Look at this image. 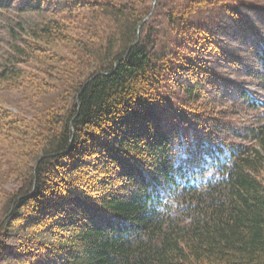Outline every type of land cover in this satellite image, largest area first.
<instances>
[{"label":"trees","instance_id":"16d2710c","mask_svg":"<svg viewBox=\"0 0 264 264\" xmlns=\"http://www.w3.org/2000/svg\"><path fill=\"white\" fill-rule=\"evenodd\" d=\"M257 1L0 0V264H264Z\"/></svg>","mask_w":264,"mask_h":264},{"label":"rangeland","instance_id":"374dc122","mask_svg":"<svg viewBox=\"0 0 264 264\" xmlns=\"http://www.w3.org/2000/svg\"><path fill=\"white\" fill-rule=\"evenodd\" d=\"M126 1V0H125ZM156 1V0H155ZM258 3H264V2H261V1H257ZM264 5V4H263ZM175 94H176V97L178 98H180L181 96L183 97V93H182V91H181V89H177L176 91H175ZM181 97V98H182ZM12 110L14 111V112H17V109H15V108H12Z\"/></svg>","mask_w":264,"mask_h":264},{"label":"bare ground","instance_id":"6f19581e","mask_svg":"<svg viewBox=\"0 0 264 264\" xmlns=\"http://www.w3.org/2000/svg\"><path fill=\"white\" fill-rule=\"evenodd\" d=\"M147 2V1H146ZM173 2V1H172ZM177 3V2H176ZM141 4V3H140ZM168 4V3H167ZM143 7V6H142ZM140 8V7H139ZM156 9V8H155ZM158 10V9H157ZM195 10V9H194ZM191 11V10H190ZM176 13V12H175ZM154 14V13H153ZM195 14H197L196 12H195ZM200 14H201V12H200ZM199 15V14H198ZM201 16V15H200ZM194 17V16H193ZM196 18V17H195ZM145 34V33H144ZM151 62V61H150ZM152 63V62H151ZM149 68V67H148ZM160 68V67H159ZM166 69V68H165ZM103 71V70H102ZM166 72V71H165ZM171 79V78H170ZM165 81V80H164ZM183 86V85H182ZM115 122V121H114ZM116 125V124H115ZM116 128V127H115ZM118 129V128H117ZM100 145V144H99ZM224 146V145H223ZM76 147V146H75ZM101 147V146H100ZM108 148V147H107ZM226 154V153H225ZM100 156V155H99ZM219 159V158H218ZM162 161V160H161ZM160 161V162H161ZM40 179V178H39ZM122 190V189H121ZM101 193V192H100ZM121 194V193H120ZM170 196V195H169ZM169 200V199H168ZM64 201V200H63ZM72 201V200H71ZM167 201V200H166ZM73 203V202H72ZM91 218V217H90ZM87 226V225H86ZM81 228V227H80Z\"/></svg>","mask_w":264,"mask_h":264},{"label":"water","instance_id":"95a60500","mask_svg":"<svg viewBox=\"0 0 264 264\" xmlns=\"http://www.w3.org/2000/svg\"><path fill=\"white\" fill-rule=\"evenodd\" d=\"M158 0L155 1V3L157 2Z\"/></svg>","mask_w":264,"mask_h":264}]
</instances>
